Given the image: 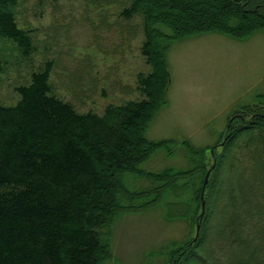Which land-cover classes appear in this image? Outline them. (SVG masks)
Masks as SVG:
<instances>
[{"label": "trees", "instance_id": "16d2710c", "mask_svg": "<svg viewBox=\"0 0 264 264\" xmlns=\"http://www.w3.org/2000/svg\"><path fill=\"white\" fill-rule=\"evenodd\" d=\"M93 1L99 6L106 0ZM20 2L0 0V39L15 43L30 60L35 35L19 23ZM123 2L121 16L140 18L142 54L156 68L148 78H139L148 100L110 104L100 114L82 113L54 92L51 59L32 72L29 83L16 87L17 104L0 102V264H100L101 230L108 216L122 198L132 201L138 194L147 195L143 206L161 207L166 220L186 219L195 232L200 224L194 240L177 249L165 246L168 262L191 241L179 264H264L261 114L256 119L254 113L247 128L225 142L207 186V153L189 141L184 145L189 167L147 172L149 189L128 190L120 178L141 177V166L160 150L167 156L176 152V141H153L144 132L166 82L162 62L172 43L205 33L246 39L264 29V4L255 9L249 8L251 0ZM203 192L206 210L201 216Z\"/></svg>", "mask_w": 264, "mask_h": 264}, {"label": "rangeland", "instance_id": "374dc122", "mask_svg": "<svg viewBox=\"0 0 264 264\" xmlns=\"http://www.w3.org/2000/svg\"><path fill=\"white\" fill-rule=\"evenodd\" d=\"M94 2L21 0L18 20L35 35L36 52L27 60L15 43L0 39V102L17 104L16 87L29 83L32 72L51 59L54 92L82 113L100 114L110 104L147 99L139 78H148L156 68L142 54L145 37L140 18H122L123 0H106L99 6ZM251 2L249 8L264 4V0ZM162 64L166 82L154 99L155 110L144 132L153 141H176V152L172 156L156 152L141 166L145 171L141 177L120 176L126 189L138 193L152 186L147 172L189 167L185 141L208 153L206 173L214 163L210 152L215 145L241 133L256 113V119L259 114L264 117V29L246 39L205 33L174 42ZM222 151L215 148V156ZM148 197L151 203L153 198ZM147 200L142 194L132 201L122 198L121 206L108 216L101 230L100 264H179L184 259L191 241L172 263L165 246L177 249L194 240L193 224L166 220L161 207L143 206Z\"/></svg>", "mask_w": 264, "mask_h": 264}, {"label": "water", "instance_id": "95a60500", "mask_svg": "<svg viewBox=\"0 0 264 264\" xmlns=\"http://www.w3.org/2000/svg\"><path fill=\"white\" fill-rule=\"evenodd\" d=\"M205 206H206V204H205V202L203 203V211L205 210ZM199 229H200V227H198V232H199Z\"/></svg>", "mask_w": 264, "mask_h": 264}]
</instances>
